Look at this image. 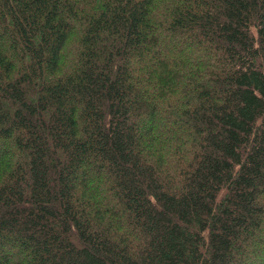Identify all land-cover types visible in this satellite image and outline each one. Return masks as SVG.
Returning a JSON list of instances; mask_svg holds the SVG:
<instances>
[{
	"label": "trees",
	"instance_id": "1",
	"mask_svg": "<svg viewBox=\"0 0 264 264\" xmlns=\"http://www.w3.org/2000/svg\"><path fill=\"white\" fill-rule=\"evenodd\" d=\"M264 0H0V264H261Z\"/></svg>",
	"mask_w": 264,
	"mask_h": 264
},
{
	"label": "rangeland",
	"instance_id": "2",
	"mask_svg": "<svg viewBox=\"0 0 264 264\" xmlns=\"http://www.w3.org/2000/svg\"><path fill=\"white\" fill-rule=\"evenodd\" d=\"M261 264H264V261Z\"/></svg>",
	"mask_w": 264,
	"mask_h": 264
}]
</instances>
